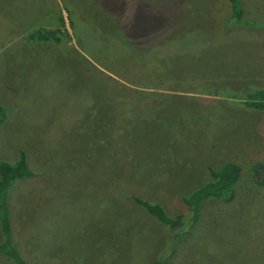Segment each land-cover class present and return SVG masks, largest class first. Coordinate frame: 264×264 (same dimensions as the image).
<instances>
[{
    "label": "rangeland",
    "instance_id": "obj_1",
    "mask_svg": "<svg viewBox=\"0 0 264 264\" xmlns=\"http://www.w3.org/2000/svg\"><path fill=\"white\" fill-rule=\"evenodd\" d=\"M241 2L249 26L229 0H0V161L25 152L35 173L10 195L29 264H264V111L245 105L264 90V0ZM62 16L63 44L28 40ZM229 162L235 201L204 202L169 250L133 197L189 216Z\"/></svg>",
    "mask_w": 264,
    "mask_h": 264
},
{
    "label": "trees",
    "instance_id": "obj_2",
    "mask_svg": "<svg viewBox=\"0 0 264 264\" xmlns=\"http://www.w3.org/2000/svg\"><path fill=\"white\" fill-rule=\"evenodd\" d=\"M229 2L232 7V24L249 26L250 23L244 19L245 13L241 0H229ZM59 22L60 27L56 29L39 28L34 30L28 36V40L46 46H60L64 42L62 36H69V33L64 31L66 22L63 16L60 17ZM245 105L250 109L264 111V90L248 95ZM7 111L0 106V123H4L7 119ZM241 171V167L233 162L226 163L218 170H210L212 181L183 199L190 210L189 216L179 215L173 219L159 203H152L139 197H133V201L165 226L168 235V249L172 250L187 226L199 223L204 202L216 199L228 204L235 201L236 186L241 179ZM34 175L25 152L20 153L19 159L15 163L0 161V233L2 238L0 256L13 264L29 263L14 243L10 195L17 182L31 179ZM253 175L254 184L259 188L264 187V162H259L254 166ZM168 255V252L163 254L153 264H165Z\"/></svg>",
    "mask_w": 264,
    "mask_h": 264
},
{
    "label": "crops",
    "instance_id": "obj_3",
    "mask_svg": "<svg viewBox=\"0 0 264 264\" xmlns=\"http://www.w3.org/2000/svg\"><path fill=\"white\" fill-rule=\"evenodd\" d=\"M24 13V12H23ZM27 16H29V15H27Z\"/></svg>",
    "mask_w": 264,
    "mask_h": 264
}]
</instances>
